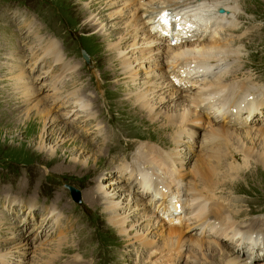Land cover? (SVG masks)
Masks as SVG:
<instances>
[{
	"label": "rangeland",
	"instance_id": "obj_1",
	"mask_svg": "<svg viewBox=\"0 0 264 264\" xmlns=\"http://www.w3.org/2000/svg\"><path fill=\"white\" fill-rule=\"evenodd\" d=\"M88 1L84 0L79 3L76 0H0V230L4 229L0 231V250L15 249V243L11 244V242L6 241L7 238L13 237L18 240L17 242H19L20 237H25L26 241L29 240L28 248L21 249L25 251H14L9 260L0 255V264H11L12 262V264H20L18 262H23L22 264H48L49 257L58 250L61 251V254L52 257L54 260L56 259V264H147L146 262L150 257L148 256L149 252L157 249H163L161 254L164 256L174 253L170 264H225L229 253L215 251V249L209 250L206 243L201 246H192L190 243H185L179 239L167 240L163 237L167 232L166 224L156 226L152 231H147L149 226L147 228L145 223L151 222L147 221V217L145 218L146 221H141L140 215L136 218L131 217L132 220L127 225L129 234L125 237L123 235L124 229L111 226L102 209L96 204L91 205L83 198L87 194V189L95 185L93 183L95 177L110 191L115 189L117 192L119 189L125 193L136 195L131 190L139 186V183L131 189L129 181L118 176L119 173L116 170L119 163L125 160L130 161L136 151V145L140 143L139 140L143 141V144L149 141V143L161 146L169 144L167 137L171 134L168 128L170 124L165 130H162L157 123L154 124L139 115L137 116L126 104L119 102L118 98H126L125 93L127 91L123 88L121 77L115 78L116 76L107 68V63L104 61L107 56V53L104 52L106 42L102 41L96 32L86 26L81 11H79V4L82 5ZM76 2H78L77 5ZM237 3L238 13L236 16L238 20H236V27L234 30H220V36L222 38L230 37L231 44L237 41L232 47H238L241 51L239 61L240 64H244L242 67L246 68L244 72L247 73L250 70L253 81L264 87V0H237ZM10 7L18 8L21 14H25L26 20L20 16V13L7 11ZM47 7L49 8L47 9ZM35 37L37 39L43 38L44 41L48 39L49 44L56 41L60 45L59 52L57 50L54 52L59 55L62 53L61 56L64 54L63 59L71 61L73 65H76V69L78 67L79 72L77 73L79 74L76 76L78 84L88 86L89 94H86V96L88 95L86 99L92 98V95L97 96L99 91L105 96L104 101L98 100L97 97V100L93 101L96 110L95 121H89L90 125L93 123H98L100 127L102 125L105 130L102 140L106 139L105 143L98 144L90 141L87 145L88 148L85 145L82 146L81 142L86 143L88 140V136L81 135L85 127H90V131H93L95 127H84L81 123L83 118H73L74 114L71 113L64 114L67 111L65 107H58L59 109L56 108L57 111H55V107L60 106L63 99L66 100V92H71L75 88L73 83L75 79L72 77L70 79L67 76L62 82L61 90H64L65 93L60 92V99L56 101L58 105H48L52 113L66 115L64 119L60 117L62 121L59 122L61 125L66 123L70 127L69 132L83 141L74 140L76 143L74 145L72 140H69L59 145L56 141V134H53L55 137L50 134L46 136V132L52 127H48L47 130L44 129L43 123L34 115L33 107L27 109L23 104V100L28 96L22 97L21 94L17 93L21 87L18 81L25 82L27 80L24 92H27V87H29L33 92L32 97L34 99H41L35 95L36 88L40 96L49 102V98L55 92L53 89H49L51 86L48 85L47 76L41 75L42 71L49 65V69L55 70L52 77L61 76L63 72L62 68L51 62V59H46L48 64L39 63L34 68L25 66L24 70L20 66L22 63H18V66L17 63H14L20 57L26 60L29 57H34L35 53L42 54V51L36 48ZM32 47L35 50L34 53L30 52ZM82 50L89 55L88 61H83ZM89 63L91 65H87ZM12 68H18V70L14 71ZM32 70L35 71L31 73ZM19 73H23L24 80H20L16 76ZM234 74L235 72H232V75ZM167 77L169 76L167 75ZM15 81L18 83L14 84ZM58 84L57 82L55 85L59 87ZM78 84L77 86H79ZM96 86L99 87V90ZM116 87H118L119 96L117 93H112ZM256 93L259 92L256 90ZM34 99L31 98L28 103L32 102L31 105H33ZM39 106L46 105L41 103ZM263 117L259 115V119L256 116L247 124L241 123V125H232V127L241 130L237 132L249 129L250 124H252L251 130H254L255 126L264 127V125H260V122H264ZM76 125L79 129L77 131L74 130ZM27 127L35 130L27 132ZM205 127L194 126L193 137L190 141L194 142L195 147L193 146V149L195 150L199 148L198 145H201V139L206 134ZM87 132L89 134V131ZM235 132H230V135ZM66 135L64 134L63 137ZM92 136L94 135L90 133V138ZM243 141L245 145L255 146V149H260L261 144L264 145L259 140H253L251 143L245 139ZM237 144L227 147V155L236 154L239 159L234 160V163L238 166L242 165L241 170H244L245 167L247 171L251 167L252 171L249 169L250 173L246 176L242 175L243 173L240 175L239 170L229 173L224 178L222 175L220 177L222 188H216L214 193L216 197L213 198L217 201L216 203L223 204L228 209L229 216L236 218L238 227L258 231L257 233L261 234L259 232L264 229V169L255 157L248 154L246 156L250 158L249 165L243 166L242 159L237 153L238 151L235 150ZM155 145H151L152 149L159 154ZM80 146L84 147L83 152L81 148L79 149ZM184 146L187 147L184 151L190 154L191 146L186 143ZM173 147L171 145L168 150ZM238 147L244 152L240 143ZM50 148L56 152L55 155H51L52 157L45 155ZM104 149L106 154L100 156ZM192 152V158L186 165V172L189 177L191 173L193 174L195 167L199 168L197 163L201 156L198 150ZM74 157H76V161L79 158L93 161L90 164V170L85 172L78 168V165H73ZM228 160L227 156L223 157L222 164H228ZM16 162L19 164H15ZM210 163L213 172L212 169L215 168V165L213 162ZM98 166L101 167V174L99 175L95 171ZM109 166L111 172L106 170ZM223 170L227 171V168ZM210 179L214 181L215 178L212 176ZM65 183L72 184L80 190L81 201L79 203L71 199L64 186ZM128 184L129 191L127 192L125 188ZM146 195L149 197L148 194ZM138 196L139 200L135 198L136 202L145 206L144 203L148 199ZM152 205L160 215L165 213L167 208L166 204H163L162 207L158 206L156 202H152ZM20 207H23V210L20 211ZM52 209L54 211L49 213ZM146 209L138 213H146ZM184 217V221L176 225L178 226L176 228L183 230L184 234H188L192 231L191 225H187L191 217L187 214L186 216L184 214ZM135 220L136 222L139 221L138 224ZM37 224H39L38 231L36 230ZM59 229L62 230V233H58ZM251 236L253 235L251 234ZM145 237L146 239H144ZM242 240L245 239H240L233 244L226 240L219 241L226 244L227 248L235 251L244 250L239 248L244 247ZM142 242H144L143 244L149 243V248L142 249L140 246ZM234 244L236 246H233ZM39 251L42 253L40 254ZM263 251V249L257 250L258 261L255 257L251 260L252 257L245 252L240 253L239 258L240 260H250L248 264H263L264 257H260L264 253Z\"/></svg>",
	"mask_w": 264,
	"mask_h": 264
},
{
	"label": "bare ground",
	"instance_id": "obj_2",
	"mask_svg": "<svg viewBox=\"0 0 264 264\" xmlns=\"http://www.w3.org/2000/svg\"><path fill=\"white\" fill-rule=\"evenodd\" d=\"M76 1L80 3V1L84 0ZM78 2H76V5ZM238 3L237 0H89L87 3L79 4V11H81L86 26L96 32L102 41L106 42L104 44V52L107 53V56L104 61L107 63V68L116 76L115 78L121 77L123 88L127 91L125 93L127 95L126 98H118L119 102L126 104L137 116L139 115L154 124L157 123L162 130H165L170 124L168 128L171 133L167 137L169 144L161 146L149 143V141L143 144V141L139 140L140 143L136 147L134 145L136 152L133 161L130 164L126 162L130 168L122 167L119 169L120 173L128 169L125 175H128L127 179L131 178L129 181L131 189L139 183V186L136 187L138 192L142 195H149L148 201L144 203L145 206L136 202L135 198L139 200L137 193L132 195L119 189L117 192H115V189L110 191L105 187L106 185L104 186L97 181L96 177L95 179L93 178L95 185L87 189V194L83 198L91 205L96 204L100 207L107 215L106 219L111 226L124 229L123 235L125 237L129 234L127 225L132 220L131 217L136 218L140 215L139 219L141 221H146L145 218L147 217V221L151 222L149 224L145 223L147 228L149 226L147 231H152L156 226L166 224L167 232L163 237L167 240L179 239L185 243H190L192 246H201L206 243L209 250L215 249V251L229 253L230 255L227 256L225 264H248L250 260H240L239 258L240 253H248L244 247V250L238 249L233 250V252L231 248H227L226 244H222L219 240H226L231 244L236 243L238 241L236 240L237 236L241 234L239 229L250 234L258 232L238 227L236 218L229 216L227 213L228 209L223 204L216 203L217 201L213 198L216 188H222L220 186L222 182L220 177L222 175L224 178L229 173L238 172V170L240 175L243 173L242 175L246 176L250 173L249 169L251 167L247 171L245 167L244 170H241L242 165L238 166L234 163V160L236 161L239 158L236 154L227 155V147L237 144V142L238 144L240 143L244 152L241 151L238 144L235 150L238 151L237 153L242 159L243 166L249 165L250 158L246 156L248 154L255 157L262 169H264V145L261 144L260 149H255V146L245 145L243 141L245 139L251 143L253 140H259L264 143V127L258 128L255 126L254 130H251L252 124H250L249 129L243 132H237L241 130H238L237 127H232V125H241V123L247 124L249 121L254 120L255 116H264L262 114L264 111V87L253 81L250 70L247 73L244 72L246 68L242 67L244 64H240L239 61L241 51L238 47H232L237 41L231 44L230 37L222 38L219 33L220 30H230L236 27ZM164 7H171L175 11V15L178 14L180 16V18L175 19L179 27L174 31L171 28H165V31L160 28V33L151 34L147 27V21L153 17V13ZM219 8L224 11L219 13ZM104 21L106 22L103 23ZM173 36L177 39L175 46H172ZM36 37L34 38V41H37L36 48H39L42 54L35 53L34 57H32L33 59L30 60L29 58L24 60V58L20 57L14 63H17V66L18 63H22L20 66L24 70L25 66L34 68L39 63L48 64L46 59H51V62L62 68L63 72L61 76L52 77V74H55V70L49 69V65L42 71L41 75L48 76V85L51 86L49 89H53V92H55L49 98V102L40 96L36 88L35 95L41 99H34L32 97L33 92L29 87H27V92H24L27 80L25 82L17 80L21 84L17 93L21 94L22 97L28 96V98L23 100V104L27 109L33 107L34 115L43 123L44 129L47 130L48 127H52L46 132V136L48 134H56V141L59 145L69 140H72L73 143L74 140L83 141L73 135L72 132H69L70 127L66 123L61 125L59 122L62 121L61 118H66L68 113L74 114L73 118H83L81 123L84 127H95L93 131H90V127H85L81 135L88 136V140H85L86 143L81 142L82 146L85 145L87 147L90 141L98 144L103 143L106 139L102 140L105 132L102 125L101 127L98 123L90 125L89 121H95L96 110L94 109L93 101L97 99L104 101L105 96L99 91L97 96L92 95V98L86 99L88 97L86 94H89L88 86L78 84L76 78L79 74L77 73L79 72L78 67L76 69V65H73L71 61L63 59L64 54L61 56L62 53L59 55L54 52V50H60V45L56 41L49 44L48 39L44 41L43 38L37 39ZM34 51L32 47L30 52L34 53ZM37 59H41V61L38 62ZM234 60L237 63L225 70ZM12 70L16 71L18 68H12ZM232 72H235V74L232 75ZM196 74L201 75V78L199 79ZM16 76L20 80H24L23 73H19ZM66 76L70 79H75L73 81L75 88L68 92L69 98L62 100V102L60 101L59 107H65L67 111L64 112L66 115H59L55 112L52 113L48 104L52 106L60 99V92L65 93L64 90H61V87ZM191 76L194 78H191ZM56 80H59V87L55 85ZM18 82L15 81L14 84ZM178 82H186L191 86H196L185 90L175 84ZM96 87L99 90V87ZM117 89L118 87L114 88L112 93L118 94ZM256 90L259 93H256ZM31 98L34 99L33 105H31L32 102L28 103ZM124 99L126 100L124 101ZM41 103L46 106L38 107ZM56 108L58 107H55V111H57ZM231 108L234 112L231 111ZM262 123L264 125L263 121L260 122V125ZM195 125L206 126V134L201 139V145L196 144L199 147L197 150L201 155L197 163L199 168L195 167L193 174L191 173L189 177L186 172V165L192 158L191 151H197L193 149L195 147L193 145L194 142L190 141L193 137ZM26 129L27 132L35 130L28 127ZM77 129L76 125L74 130L77 131ZM87 131H89V134H87ZM233 131H236L233 133L234 136L230 135V132ZM90 133L94 135L91 138ZM64 134L67 135L63 137ZM171 136H173V139H171ZM185 143L191 146L190 154L184 151V149H187L184 146ZM151 145L157 146L159 154L154 152ZM171 145L174 147L168 150ZM82 146L79 149L81 148L83 152L84 147L82 148ZM50 149L48 153L44 152L48 157L56 154L55 150ZM104 154H106L105 149L100 156H104ZM226 156L229 158L228 164L223 165L221 160ZM73 160L74 163L72 164L78 165V168L85 172L90 170V164L93 162L81 158L76 161V157ZM209 162H213L215 165V168L212 169L213 172ZM226 168L227 171H224L223 169ZM106 170L111 172V167H107ZM95 171L98 175L101 174V167L98 166ZM212 176L215 178L214 181L210 179ZM132 182L135 184L132 185ZM128 187L129 184L125 188L127 192L129 191ZM178 188H185L189 196L187 201L195 202V204L191 206L189 212H183V215L176 219L173 216L170 201L177 196ZM187 201L182 205L184 208ZM152 202H156L158 206L166 204L165 213L160 215L155 210ZM22 208L20 207V211L23 210ZM145 208H147L145 210L146 213H138ZM53 211L52 209L49 213ZM236 212H238L237 209ZM245 213L247 214L248 212ZM184 214H187L191 217L189 219L192 220L189 223L192 231L188 234H184L183 230L176 228L178 227L176 225L183 221ZM138 222L136 223L138 224ZM189 224L187 223V225ZM145 225L143 224L144 227H146ZM37 227L36 230L39 229V224H37ZM261 231L263 232L264 229ZM262 232L259 233L264 235V232ZM262 240L264 244V236ZM6 241L11 242V244L15 243L16 249L0 250V255L5 256L8 260L14 254V251H25L21 249L28 248L29 240L26 241L25 237H20L19 242L13 237L7 238ZM143 243L140 245L142 249L149 248L150 241L148 244ZM246 244L248 245V242ZM233 246H236V244ZM234 248L236 249V247ZM261 249L264 250V248ZM162 251L163 249L151 250L148 254L150 257L146 263L170 264L174 253L164 256L161 254ZM60 252L58 250L50 257L48 256L49 261L47 263L56 264V259L54 260L52 257L58 256ZM256 252L257 250H255V254L253 252L249 253L250 256L253 254L251 260L254 257H259ZM260 257H264V253ZM18 263L22 264L23 262ZM262 263L264 264V261Z\"/></svg>",
	"mask_w": 264,
	"mask_h": 264
}]
</instances>
